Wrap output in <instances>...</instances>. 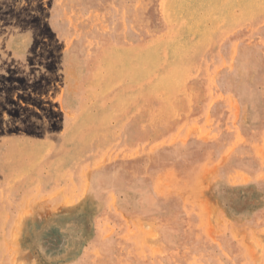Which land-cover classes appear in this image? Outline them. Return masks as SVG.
<instances>
[{
	"label": "rangeland",
	"instance_id": "obj_1",
	"mask_svg": "<svg viewBox=\"0 0 264 264\" xmlns=\"http://www.w3.org/2000/svg\"><path fill=\"white\" fill-rule=\"evenodd\" d=\"M0 264H264V0H0Z\"/></svg>",
	"mask_w": 264,
	"mask_h": 264
},
{
	"label": "bare ground",
	"instance_id": "obj_2",
	"mask_svg": "<svg viewBox=\"0 0 264 264\" xmlns=\"http://www.w3.org/2000/svg\"><path fill=\"white\" fill-rule=\"evenodd\" d=\"M207 1V0H206ZM109 74V73H108ZM98 76V75H97ZM26 202H28L27 200H25V202L24 203H26ZM70 202V201H69ZM22 204H23V202H22ZM69 204V203H68ZM24 205H26V204H24ZM24 211H26L25 209H24ZM27 211H29V210H27ZM22 221V220H21ZM22 223V222H21ZM21 223H19V224H17V226L18 225H20ZM21 226V225H20ZM19 226V227H20ZM14 231V230H13ZM6 237V236H5ZM34 237V236H33ZM145 238V237H144ZM4 243V242H3ZM6 243V242H5ZM4 246V245H3ZM5 252V251H4ZM4 256V255H3ZM196 263V262H195Z\"/></svg>",
	"mask_w": 264,
	"mask_h": 264
}]
</instances>
